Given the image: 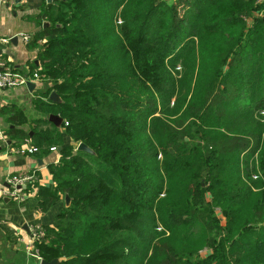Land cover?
<instances>
[{
    "label": "trees",
    "instance_id": "16d2710c",
    "mask_svg": "<svg viewBox=\"0 0 264 264\" xmlns=\"http://www.w3.org/2000/svg\"><path fill=\"white\" fill-rule=\"evenodd\" d=\"M183 1L193 6L184 17L167 0H45L34 17L30 68L48 84L35 103L63 124L39 128L46 119L1 111L10 144L30 139L40 155L60 147L47 166L52 183L36 173L25 188H37L40 211L60 207L41 226L43 259L264 264V239H254L264 229V123L255 116L264 97L242 87L251 77L264 87V0ZM215 209L226 219L220 238Z\"/></svg>",
    "mask_w": 264,
    "mask_h": 264
},
{
    "label": "crops",
    "instance_id": "0c3cea01",
    "mask_svg": "<svg viewBox=\"0 0 264 264\" xmlns=\"http://www.w3.org/2000/svg\"><path fill=\"white\" fill-rule=\"evenodd\" d=\"M45 0H0V37L10 38L7 44L1 43L3 54L0 55V63L9 66V62L17 70L31 74L35 72L30 64L36 58L35 49L26 47V42L20 37L22 33L33 35L39 26L34 17L39 13ZM47 2V1H46ZM17 41L12 42V37ZM10 51L9 54L6 51ZM48 84L41 79L35 82L31 91L28 86H20L11 89H0V189L7 187V178L11 175H27L36 172L39 182L43 185L52 183L48 163L57 157L55 152L50 151L42 155L22 154L15 152L18 145L10 144L4 130L10 125L9 113H2L3 107L15 105L28 121L45 120L39 123V128H45L52 124L49 114L42 112L36 106L37 96L44 93ZM7 108V107H6ZM54 126V125H53ZM32 125L24 124L17 126L24 131L30 130ZM61 127V126H60ZM60 148V147H59ZM58 148V150H60ZM25 189L23 200H14L0 197V264H40L38 257L32 255L29 249V239L32 231L38 226L52 224L54 216L58 213L59 205L53 206L46 212L40 211L38 201L35 198L37 188Z\"/></svg>",
    "mask_w": 264,
    "mask_h": 264
},
{
    "label": "built area",
    "instance_id": "2783aa9c",
    "mask_svg": "<svg viewBox=\"0 0 264 264\" xmlns=\"http://www.w3.org/2000/svg\"><path fill=\"white\" fill-rule=\"evenodd\" d=\"M20 37L27 42L30 39V35L28 33H22ZM11 41L10 38H2L0 37V44H7ZM39 80L38 73L32 72L31 74L21 72L14 67L5 66L4 63H0V89H11L20 86H27L28 82H37ZM3 137L0 136V140ZM52 152L57 154V157L54 161H58L60 158V154L58 153V147H51ZM15 152L22 154H34L38 152V148L32 144L30 139H24V142L20 147L15 149ZM36 179V172H32L27 175H11L7 178L6 182L8 183L7 187H1L0 189V197L1 198H10L14 200H23L24 198V190L28 184L32 183ZM44 231L41 226H38L32 231L31 237L29 239V249L30 252H33L32 255L38 257L40 261L43 258L40 256L39 250L37 248V242L43 236Z\"/></svg>",
    "mask_w": 264,
    "mask_h": 264
},
{
    "label": "rangeland",
    "instance_id": "374dc122",
    "mask_svg": "<svg viewBox=\"0 0 264 264\" xmlns=\"http://www.w3.org/2000/svg\"><path fill=\"white\" fill-rule=\"evenodd\" d=\"M167 1L169 3H175V8L174 9L177 12V14L179 15V17H184L186 15V12H185L186 9H188L190 7H193L192 5L186 3V1H183V0H180V1H178V0H167ZM192 4H194V3H192ZM246 20L250 24V19L246 18ZM8 64H9L10 67L14 66L10 62ZM254 85H255L254 78L251 77V79L249 80V83L248 84H244L242 86L243 87V92H244V94H243L244 97L252 95V92H254V96L253 97H255V95H257V96L258 95L259 96L262 95L264 97V87L262 85V82L258 81L256 86H254ZM244 97L242 99V102L248 101V103H251L252 100H253V99H250V98L247 100V98H244ZM253 97H251V98H253ZM242 102L240 104L238 102H235L234 105H236V108H242V106L244 105ZM255 116L260 118L261 122L264 123V107L260 108L255 113ZM242 157H245V154H243ZM208 198H210V196ZM209 209L213 210V204L212 203H210ZM210 216L214 219L215 224L218 226L217 233H218L219 238H220L221 235H222V233H221L222 229H223V227L226 224V219H225V217L221 214V212L218 209H215L214 211H210ZM262 227H263L262 225L257 227L254 239H256L258 237H261L260 239H262V238L264 239V229ZM160 229H161V227L158 228V231ZM203 231H205V228H202L201 226H198L197 229H196L197 233H201ZM200 250L202 251L201 254L203 256H207L209 253L212 252V249L207 248V247H205L203 249H200ZM200 250H199V252H200Z\"/></svg>",
    "mask_w": 264,
    "mask_h": 264
},
{
    "label": "water",
    "instance_id": "95a60500",
    "mask_svg": "<svg viewBox=\"0 0 264 264\" xmlns=\"http://www.w3.org/2000/svg\"><path fill=\"white\" fill-rule=\"evenodd\" d=\"M46 1L48 3H51L53 0H46ZM15 41H17V37L16 36L15 37H12V42H15ZM6 53L9 54L10 51L7 50ZM1 54H3V49L2 48H0V55ZM27 86L32 91L34 89L35 83L28 82L27 83ZM49 98H50V100H52L55 103H60L61 102L60 96L58 95V93L56 91H52L50 93ZM48 120L53 125H55L57 127H60L63 124V121H64V119L59 114H54V113L49 114ZM78 149L92 152V150L86 144H84V143H79ZM65 202H66L65 203L66 205H69L70 198H69L68 195L65 196ZM40 264H59V260L57 258L56 259H53L51 261H47V260L43 259Z\"/></svg>",
    "mask_w": 264,
    "mask_h": 264
}]
</instances>
